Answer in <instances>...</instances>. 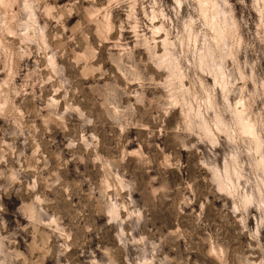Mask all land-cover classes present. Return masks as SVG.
<instances>
[{
  "label": "rangeland",
  "instance_id": "1",
  "mask_svg": "<svg viewBox=\"0 0 264 264\" xmlns=\"http://www.w3.org/2000/svg\"><path fill=\"white\" fill-rule=\"evenodd\" d=\"M200 3L0 0V264H264V0Z\"/></svg>",
  "mask_w": 264,
  "mask_h": 264
},
{
  "label": "bare ground",
  "instance_id": "2",
  "mask_svg": "<svg viewBox=\"0 0 264 264\" xmlns=\"http://www.w3.org/2000/svg\"><path fill=\"white\" fill-rule=\"evenodd\" d=\"M216 1L217 0H207V2L210 3V5L213 9V15L214 16L211 19L209 18L210 16L208 13V9L206 8V6L203 3H200V7H201L200 10H201V13H202L205 21L207 22V24L215 32L216 42L219 43L226 37V32H230V30H232V29H230V24L228 23V20H229L228 17H226V15L223 11L219 10ZM216 17H219L221 19V21H219L220 23L218 21H216V19H215ZM158 22L154 23L155 26H157L156 24ZM155 29L157 31H161L162 26L156 27ZM163 45H165V46L167 45L166 39L163 40ZM165 58H166V60L164 61V64L166 65V68L169 70L172 77H175L177 79H181L182 74L180 73L181 68H180L179 63L177 61H175L172 58L171 54H169L168 52L165 54ZM199 61H200V65H201L202 69L208 68V69L212 70L213 69L212 64H215V66H216V68H218V70L222 69L221 65L219 66L216 64V62L214 60L213 53L208 49V47H206L204 49V51L202 53H200ZM213 72H214V78L217 81V83L220 85L222 91L226 92L225 89H226L227 81H226L225 75L222 72L218 73L215 69H213ZM226 100H228V99H226ZM245 111H246V106L242 102V99H241L239 101V103H237L234 107V114H235L236 119L238 121V124L241 128V131L244 134H246L248 137H250L251 141L255 145L256 152L260 153V155L262 157L260 164L262 165V167L264 169V157L262 156V141H261L260 136L257 134L255 124H253L247 118ZM218 120H219V123L223 124L220 119H218ZM201 130H203L207 136L211 135V130L205 121H202ZM219 184L222 185V182H220Z\"/></svg>",
  "mask_w": 264,
  "mask_h": 264
}]
</instances>
